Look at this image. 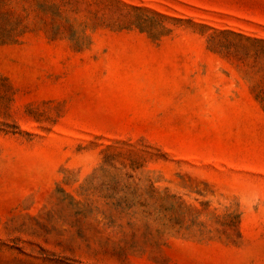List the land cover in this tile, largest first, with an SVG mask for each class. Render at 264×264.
Listing matches in <instances>:
<instances>
[{
    "label": "rangeland",
    "instance_id": "1",
    "mask_svg": "<svg viewBox=\"0 0 264 264\" xmlns=\"http://www.w3.org/2000/svg\"><path fill=\"white\" fill-rule=\"evenodd\" d=\"M0 264H264V0H0Z\"/></svg>",
    "mask_w": 264,
    "mask_h": 264
}]
</instances>
